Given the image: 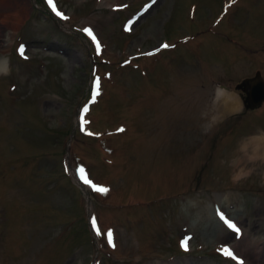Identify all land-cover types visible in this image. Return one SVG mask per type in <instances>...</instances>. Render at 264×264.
<instances>
[{
    "label": "rangeland",
    "instance_id": "obj_1",
    "mask_svg": "<svg viewBox=\"0 0 264 264\" xmlns=\"http://www.w3.org/2000/svg\"><path fill=\"white\" fill-rule=\"evenodd\" d=\"M54 3L0 0V264H264V0Z\"/></svg>",
    "mask_w": 264,
    "mask_h": 264
},
{
    "label": "snow or ice",
    "instance_id": "obj_2",
    "mask_svg": "<svg viewBox=\"0 0 264 264\" xmlns=\"http://www.w3.org/2000/svg\"><path fill=\"white\" fill-rule=\"evenodd\" d=\"M47 2H48V4L50 5V7H52V10H53L58 16L62 15V13H60V12L57 10L56 5H55V3H54V0H47ZM64 18L66 19V17H64ZM126 30H127V29H126ZM84 31H85L90 37H92V39H93L94 41L96 40V37L93 35V33H92V31H91L90 29H84ZM161 47L166 48V47H169V45L164 44V45H161ZM99 49H100V45H99V43L97 42V51H99ZM21 54H22V49H21ZM98 94H99V82H98V80H97V82H96V86H95V88H94V92H93V100H95V98H96V96H97ZM86 110H87V109L85 108V111H86ZM81 121H82L81 126H82V128H83V123H84V121H83V113L81 114ZM118 131H123V129H118ZM77 171H78V173L80 174V178L83 180V182H84L85 184L90 185V186L93 188V190H95V191L107 192V189H106V188H103V187L97 186V185L93 184L89 179H87V177L84 175V169H83V168H80V169H78ZM221 219L225 221V223L228 225V227L233 228V229H236V226H235L233 223H231L230 221H228V220L223 216V214H221ZM92 224H93V227H94V229H95V228H96V220H95V218H93V220H92ZM236 231L238 232L239 229H236ZM97 234L99 235V234H101V233H100L99 231H97ZM106 235H107V239H108V243H109V245L112 246V247H115V245H114V243H113V234H112V231H111V230H108V232H107ZM182 247H183L185 250H187V247H188V245H187V239H185L184 241H182ZM223 252H224V254H225L226 256H232V255H233V253H232L229 249H227V248L223 249Z\"/></svg>",
    "mask_w": 264,
    "mask_h": 264
},
{
    "label": "bare ground",
    "instance_id": "obj_3",
    "mask_svg": "<svg viewBox=\"0 0 264 264\" xmlns=\"http://www.w3.org/2000/svg\"><path fill=\"white\" fill-rule=\"evenodd\" d=\"M8 14V13H7ZM9 16V15H8ZM8 33L9 32H7L6 34H5V37H8ZM5 66H6V63H5V58L3 57V58H0V70H2V69H4L5 68ZM252 85H254V84H252ZM224 97H223V101H225L226 103H227V106L230 108V105H231V107H233V108H237V106L236 105H234V103L233 102H231V101H229V98H230V96H227V95H223ZM222 97V96H221ZM229 101V102H228ZM248 141H250V142H255V147H257V145L259 144H261V142H264V135L263 134H256V135H253V136H251V137H249L248 138ZM264 146V145H263ZM251 147V146H250ZM258 149V148H257ZM256 149V150H257ZM255 152V151H254ZM258 153V152H257ZM260 153L262 154V156H261V158L264 160V150H260ZM242 166V165H241ZM239 167H240V164H239ZM241 172V168H239V169H237L236 170V172H235V174H239ZM220 196V195H219ZM219 200H221V199H219ZM218 200V201H219ZM186 204V203H185ZM193 205V204H192ZM199 206V205H198ZM184 208V207H183ZM187 208V207H186ZM195 209V208H194ZM185 211H186V209H185ZM190 212V211H189ZM184 219V218H183ZM183 219H182V222H183ZM186 223V222H185ZM183 224V223H182ZM184 227V226H183ZM253 262V261H252ZM251 262V263H252Z\"/></svg>",
    "mask_w": 264,
    "mask_h": 264
},
{
    "label": "water",
    "instance_id": "obj_4",
    "mask_svg": "<svg viewBox=\"0 0 264 264\" xmlns=\"http://www.w3.org/2000/svg\"><path fill=\"white\" fill-rule=\"evenodd\" d=\"M255 94L256 95L254 96V99H252V101L248 103L249 107H252L253 104L257 103L260 99L264 97L262 86L261 87L259 86L257 89H255Z\"/></svg>",
    "mask_w": 264,
    "mask_h": 264
},
{
    "label": "flooded vegetation",
    "instance_id": "obj_5",
    "mask_svg": "<svg viewBox=\"0 0 264 264\" xmlns=\"http://www.w3.org/2000/svg\"><path fill=\"white\" fill-rule=\"evenodd\" d=\"M241 88L247 92L249 90V85H242Z\"/></svg>",
    "mask_w": 264,
    "mask_h": 264
}]
</instances>
